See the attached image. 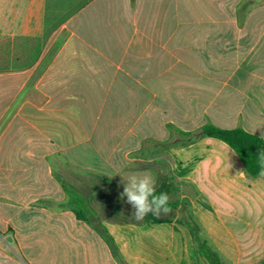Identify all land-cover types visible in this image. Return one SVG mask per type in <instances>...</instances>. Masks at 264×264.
Listing matches in <instances>:
<instances>
[{
	"label": "crops",
	"instance_id": "crops-1",
	"mask_svg": "<svg viewBox=\"0 0 264 264\" xmlns=\"http://www.w3.org/2000/svg\"><path fill=\"white\" fill-rule=\"evenodd\" d=\"M207 125L264 140V0H0V236L24 261L264 264V171ZM132 174L168 215L132 217Z\"/></svg>",
	"mask_w": 264,
	"mask_h": 264
},
{
	"label": "trees",
	"instance_id": "trees-1",
	"mask_svg": "<svg viewBox=\"0 0 264 264\" xmlns=\"http://www.w3.org/2000/svg\"><path fill=\"white\" fill-rule=\"evenodd\" d=\"M202 135L206 137L216 138L230 146L242 161L247 173L256 177L264 171V160L261 159V153H264V140L248 133L247 131L237 129H220L211 125H207L202 128ZM165 192L164 185L157 187V193ZM76 201L75 204H79ZM83 211L77 213V218L88 222L89 218L82 215ZM150 217H147L149 219ZM157 220V219H154ZM106 240L110 244L112 250L116 252L114 243L110 237H106ZM205 255L208 258L210 264H222L218 256L211 251L208 247H205Z\"/></svg>",
	"mask_w": 264,
	"mask_h": 264
},
{
	"label": "clouds",
	"instance_id": "clouds-1",
	"mask_svg": "<svg viewBox=\"0 0 264 264\" xmlns=\"http://www.w3.org/2000/svg\"><path fill=\"white\" fill-rule=\"evenodd\" d=\"M264 160V153H261ZM123 177V176H122ZM121 197H126V202L133 209L132 217L137 221L151 213L155 217L166 216L171 212L170 197L165 192L157 193V180L150 174H132L125 179Z\"/></svg>",
	"mask_w": 264,
	"mask_h": 264
},
{
	"label": "rangeland",
	"instance_id": "rangeland-1",
	"mask_svg": "<svg viewBox=\"0 0 264 264\" xmlns=\"http://www.w3.org/2000/svg\"><path fill=\"white\" fill-rule=\"evenodd\" d=\"M63 176L67 178L68 175L64 174ZM145 240H147V236L143 235L142 241ZM0 249L13 257L14 264H26L24 263L25 261L28 264H32L29 258H25V261L23 260L18 246L13 241L12 233L9 231L0 236Z\"/></svg>",
	"mask_w": 264,
	"mask_h": 264
}]
</instances>
